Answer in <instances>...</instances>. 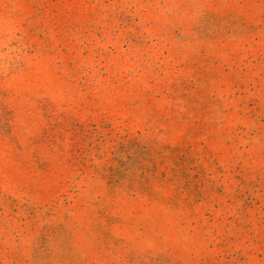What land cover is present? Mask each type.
<instances>
[{
    "label": "rangeland",
    "instance_id": "374dc122",
    "mask_svg": "<svg viewBox=\"0 0 264 264\" xmlns=\"http://www.w3.org/2000/svg\"><path fill=\"white\" fill-rule=\"evenodd\" d=\"M0 264H264V0H0Z\"/></svg>",
    "mask_w": 264,
    "mask_h": 264
}]
</instances>
